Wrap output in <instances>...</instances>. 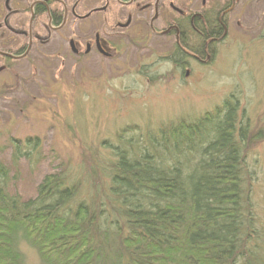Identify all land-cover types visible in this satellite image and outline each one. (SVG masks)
Wrapping results in <instances>:
<instances>
[{"label":"trees","instance_id":"trees-1","mask_svg":"<svg viewBox=\"0 0 264 264\" xmlns=\"http://www.w3.org/2000/svg\"><path fill=\"white\" fill-rule=\"evenodd\" d=\"M211 25L200 18L201 41L221 27ZM250 119L233 92L194 118L127 124L104 151L90 144L88 158L47 174L33 197L10 191L0 158V264H26L19 232L44 264H264V126ZM9 142L15 166L40 147L38 137Z\"/></svg>","mask_w":264,"mask_h":264},{"label":"rangeland","instance_id":"rangeland-1","mask_svg":"<svg viewBox=\"0 0 264 264\" xmlns=\"http://www.w3.org/2000/svg\"><path fill=\"white\" fill-rule=\"evenodd\" d=\"M33 1L0 0V24L3 20L6 23L0 25V47L21 45L23 32L30 25L28 6ZM66 1L69 8L77 5V18L68 14L67 25L60 31L61 36L67 31V41L71 35L78 37L80 30L112 26V16L107 13L117 10L122 16L126 9H118L116 0H108L106 11L101 9L104 0ZM197 4L204 6L206 1L198 0ZM235 7L229 22L232 38L220 46L209 66H191L183 74L176 66H96L98 58L93 65L74 64L68 46L67 66L50 67L48 71L47 66H27L28 60L36 61L30 55L13 62L19 64L18 68L11 66L14 73L2 66L0 84L7 81L16 85L6 91L0 85V148H7L0 158L11 170L10 191L23 197L36 196L47 174L88 158L84 147L90 144L104 151L101 141L113 140L114 133L127 124L145 128L182 117L194 118L233 92L255 127L264 126V0H241ZM89 11H94L90 17L81 18ZM38 20V30H47V19ZM2 32L8 35L2 36ZM61 59L57 56L55 62ZM15 76L21 79L19 84L14 82ZM42 94L46 96L40 97ZM11 137L21 141L38 137V152L30 161L23 159L15 166ZM256 155L264 164V142ZM18 242L26 254V264H44L22 232Z\"/></svg>","mask_w":264,"mask_h":264},{"label":"flooded vegetation","instance_id":"flooded-vegetation-1","mask_svg":"<svg viewBox=\"0 0 264 264\" xmlns=\"http://www.w3.org/2000/svg\"><path fill=\"white\" fill-rule=\"evenodd\" d=\"M197 1L116 0L115 6L118 9H126H123L122 16L117 10L115 12L110 10L107 13L109 18L110 15L112 16V26L102 24L99 28L80 30L77 33L78 37L71 35L68 41L67 31L65 36H61L60 31L67 25L68 14H72L73 19L77 18V5L70 9L66 0H57L52 6L47 5L46 14H36L35 4H47L49 1H33L28 6L30 25L28 30L23 32L21 45L17 43L16 48L0 47V83L3 79L2 66H8L14 73L11 66L18 68L19 61L29 55L36 61L28 60L25 63L27 66H45V68L47 66V71L50 67L67 66V46L69 59L74 64L93 65V60L98 58L96 66H176L181 74L191 66H209L219 52L220 46L232 38L229 22L236 8L235 5L241 0H203L206 1L204 6L201 4L196 6ZM56 3V7L59 8L60 4L63 5L64 16L62 24L58 26L52 23L50 16L55 10ZM109 5L108 0H104L101 9L109 10L107 9ZM130 6H135V9H130ZM93 12L89 11L81 18L90 17ZM42 17L47 19V30L40 31L38 19ZM200 18L208 20L213 29L217 28V24L221 25L219 31L209 32L211 39L205 42L201 41ZM3 21L2 25H6L5 20ZM7 35L8 32L4 34L2 32V36ZM202 45L204 47H201ZM233 46L236 47L238 44ZM150 47L152 48L149 49ZM57 56L62 57L58 63L55 62ZM14 78V82L19 84L21 79L18 80L16 76ZM1 86L6 91L5 88L9 89L16 85L8 84L6 81V84ZM45 96L42 94L40 97Z\"/></svg>","mask_w":264,"mask_h":264},{"label":"bare ground","instance_id":"bare-ground-1","mask_svg":"<svg viewBox=\"0 0 264 264\" xmlns=\"http://www.w3.org/2000/svg\"><path fill=\"white\" fill-rule=\"evenodd\" d=\"M14 139H16V138H14Z\"/></svg>","mask_w":264,"mask_h":264}]
</instances>
